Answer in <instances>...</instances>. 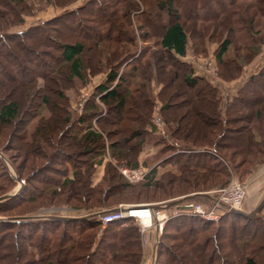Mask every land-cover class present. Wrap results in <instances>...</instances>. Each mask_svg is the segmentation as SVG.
I'll return each mask as SVG.
<instances>
[{
	"label": "trees",
	"instance_id": "16d2710c",
	"mask_svg": "<svg viewBox=\"0 0 264 264\" xmlns=\"http://www.w3.org/2000/svg\"><path fill=\"white\" fill-rule=\"evenodd\" d=\"M37 1L63 11L9 31L35 13ZM73 1L0 0V126L8 138L0 153L23 180L0 200V215L37 211L43 205L13 212L38 200L72 209L107 207L97 190L113 178L122 192L136 190L104 159L105 135L113 136L110 155L135 165L157 100L165 123L158 151L170 150L161 161L174 169L156 177L157 168L150 167L142 188L165 192L159 196L217 188L228 167L244 178L264 164V62L242 75L264 43V0H156L162 22L155 28L147 14L150 0H85L69 7ZM212 43L217 76L237 80L223 94L180 58L187 47L204 54ZM98 73L103 77L78 111L81 88ZM176 79L197 107L176 89L165 95ZM169 95L177 98L171 105ZM127 114L134 125L120 141L113 126ZM132 143L134 151L125 154L124 144ZM99 165L103 174L94 184ZM15 184L0 155V194ZM101 225L98 215L1 218L0 264H138L140 231L132 217ZM152 264H264V202L251 215L226 210L216 219L171 216L157 236Z\"/></svg>",
	"mask_w": 264,
	"mask_h": 264
},
{
	"label": "rangeland",
	"instance_id": "374dc122",
	"mask_svg": "<svg viewBox=\"0 0 264 264\" xmlns=\"http://www.w3.org/2000/svg\"><path fill=\"white\" fill-rule=\"evenodd\" d=\"M83 1H85V0H76V1L71 2L68 6L73 7L76 4L82 3ZM150 1L152 3L151 4L152 9H150L147 14L149 17H151L153 19V21L155 20L153 25H152V27L155 28V27H157L158 24H160L162 22V19L160 17V14H159L157 8H155V6H153L155 3L154 1H156V0H150ZM181 1H184V3H188V4L191 3L190 0H188V1L187 0H181ZM200 1H203V2L207 1L209 3V0H200ZM25 6H26V10L28 11L30 9V5L25 4ZM68 6H66V7H68ZM35 7L37 9L34 11L35 12L34 14H32V15L26 14L24 22L14 24V25L10 26L8 28V30L12 31V30H16V29L25 28L29 23L45 19L47 17L54 15L55 13H60L63 11V8H60V7L55 8V7H52L51 5L46 6V5H44V3H41L39 1L36 2ZM212 45H214V43H212L207 48V51L204 54L195 53L190 48L187 47L184 55H182L180 58L189 62L191 64L193 70L196 73L203 74L208 79H210L213 83H215L217 85V88H218L217 89L218 93L223 94V93H226L228 91H232L235 88V86L237 85L236 84L237 80L236 79L222 80L221 78H219L217 76L216 66H215V63L213 61L212 52H211ZM93 49H94L93 47H90V48L87 47L88 51H91ZM263 62H264V43L261 46L260 52L257 53L251 59V61L243 67L242 75H245L246 73L255 70ZM102 77H103V73H98V74L94 75L90 79V81L85 85V87L81 88L79 95L77 97V102H76V106H77L78 111L81 108L82 101L84 100L85 96L90 93L94 84L97 83V81H99ZM39 81H40L39 83L41 84L42 80H39ZM158 86H159V84L154 85V91H157ZM174 89H176V92H179L180 94L186 95L188 102L191 103V101H192L191 105L193 106V108L198 106L197 103L195 102V100L193 98H191L192 97L191 92L187 91V88L181 84L179 79H176L173 83L169 84L166 87L165 95L169 94ZM1 90H2V88L0 89V91ZM49 94L52 95L51 92H49ZM175 99H177L175 96L169 95V100H168L169 104L171 105V103H173V101ZM129 102H131V100H129ZM158 103H159V101L157 100L155 105H154V110L151 114L150 121L147 124V128L149 130V133L145 136L144 142L142 143V146H141V149L137 153V156H136L137 163L135 165L130 166V165L121 163L120 161H118L114 157H112L109 153L107 143L110 140L109 138H112L113 136L110 134L105 135L106 153H105L104 159H106V160L110 159V161L116 167L117 171H119L122 174L121 167H123V166L130 167L132 169L138 168V167L142 168V176L139 177L138 179H135V180H129L125 175L122 174L123 177L125 179H127L128 182H130L133 186L137 187L136 190H133L131 192H122L120 189V187H121L120 182L121 181L113 178L109 182H107V181L102 182L101 186L97 190L98 191L97 192V195H98L97 199L102 200L104 198H107L106 203L109 205L107 207L96 208V209H91V210L86 209V208L72 209L69 206H67L66 204L45 206V204H48L47 200H38L36 202L26 204L22 207L15 208V210H13V212H17V211L21 212V211L30 210V209L34 208V206L39 203L43 206H42V208H39L37 211L31 212L28 214L23 213V214H17V215L65 214L67 216L77 215L79 217V216H85V215L91 214V213L96 212L98 210H102V209L105 210V209H109L112 207L114 208L118 205L144 204V203L155 204V203H157V201H166L167 207L164 209H165V212L168 214V217L163 221V224L159 230H156V228H154L153 226H149L148 229H146V231L144 233H141L142 232L140 229L141 224L135 218L132 217L133 221L139 227V231H140L141 252L142 253H141V257H140L138 264H152L153 256H154V252H155V242H156L157 236L160 235V233L162 232V227H163L165 221L173 215L186 214V213H181V212L177 211V209H176V212L173 211L174 207H172V206H173V204H175L176 200L177 199L179 200L181 195H185L187 193L193 192V194L189 195L190 196L189 198L191 200H193L195 202L205 203L207 205L211 202V198L207 197L203 194L209 195V194L213 193V196H214V192H209V191L203 192L204 190L188 191V192H184V193H173V195H170V196H165V195L159 196L160 194H164L165 192L160 191L159 189H158V191L154 190L153 187L152 188L149 187L146 189L142 188L141 183L145 179L146 173L150 167L155 166L157 168L156 177L161 172H163L167 169H170V168L174 169L173 166L171 164H169L168 162L165 163V162L161 161L167 154L170 153V150L163 151L162 153L158 151V148L160 147L159 143L157 144L158 136H160L164 133L163 129H164V125H165L163 118L160 116L159 112L157 111ZM156 116H159L161 119V123L159 125H157L154 122V118ZM134 121L135 120L132 119V116L127 114V116L125 115V116L121 117L120 119H118L117 122H115L116 124L113 127H115V129L117 128V130H118V131L115 130L117 132L115 134V136L117 138H119L120 141H122L124 139V137L128 135L129 129L134 125ZM97 125H99V124L97 123ZM0 132H1L0 142L5 141V139H6V141H8L7 140L8 138H6L7 127L4 125H1L0 126ZM14 139L15 138H12L13 141H14ZM132 142L134 143L135 139H133ZM133 143L128 145V146L126 144H124L125 154L129 155L130 152L134 151L135 146ZM16 144H18L17 140H16ZM10 151L12 153H15L14 150H10ZM0 155L3 156L5 162L8 165V168L10 169V172L15 176V179H16V184L14 185V187L11 190L4 192V193L13 192L20 185L22 186L23 183H21V181H20L21 178L16 176L15 169H14L13 165L11 164V162L1 153H0ZM17 157H18V159H20L19 156H17ZM42 160L38 159L37 162H35V164L40 163ZM55 165H58V163H55ZM103 166L104 165L96 166L95 171L93 172V177H92L94 184L101 178V176L103 174V170H104ZM263 168H264V164L257 166L255 169H253L252 172L250 171V173H248L246 177L241 178L233 170H231L228 167L229 173H228V176L226 178V182L223 185H225L231 178L238 179L244 185V187H243L244 188V197H243L241 206L239 208L240 210L245 211L244 210L245 204L249 200H250L251 206L253 207L262 198L263 192H264L263 189H262L263 192L261 191L260 193H257L255 191V189L252 187L253 185L249 184V180L251 178H253L255 176V174H257L258 172H261L260 170ZM21 186H20V188H21ZM105 186H106V189L104 190ZM107 186H109V190H107ZM62 188H65V187H62ZM66 189L69 190V189H71V187L70 188L67 187ZM212 189H214V188H210V191ZM75 190L79 191V188L77 187ZM205 190H209V189H205ZM4 193H2V194H4ZM2 194H0V195H2ZM63 195H65V194H63ZM194 195H198V196H194ZM213 196H211V197H213ZM92 199H94V197H92ZM60 200L62 201L63 199L61 197H59V199H56L54 202L51 201V203H59ZM91 204L96 205L97 202L92 201ZM221 210H222L221 213L226 211V209L224 207H221ZM187 215H194V214H187ZM12 216H16V215H12ZM195 216H197V215H195ZM3 217H10V216L0 215V218H3ZM34 217H37V216H34ZM39 217H46V216H39ZM197 217H200V216H197ZM200 218H202V217H200ZM103 225L104 224L102 223L101 227H103ZM168 229H171V228H168ZM163 239L165 242L168 241L166 238H163Z\"/></svg>",
	"mask_w": 264,
	"mask_h": 264
},
{
	"label": "built area",
	"instance_id": "2783aa9c",
	"mask_svg": "<svg viewBox=\"0 0 264 264\" xmlns=\"http://www.w3.org/2000/svg\"><path fill=\"white\" fill-rule=\"evenodd\" d=\"M154 122L159 125L161 119L159 116L154 118ZM121 172L129 180H135L142 176V168H130L123 166L121 167ZM244 185L236 178H231L225 185L214 188L210 191L204 190L203 192H214V196L210 197L211 202L209 204L195 202L189 197L191 193L181 195L180 199L176 200L173 211L194 214L200 216L204 219H216L221 214V207L226 210L229 208L239 209L244 197ZM126 206V209H120V207ZM136 207L135 209H132ZM166 201H157V203H144V204H126L118 205L113 208L101 210L98 214L102 223L105 224L108 221L119 219L122 217H133L140 224L141 233H144L149 226H153L156 230H159L163 224V221L168 217L165 212ZM118 208V209H117Z\"/></svg>",
	"mask_w": 264,
	"mask_h": 264
},
{
	"label": "water",
	"instance_id": "95a60500",
	"mask_svg": "<svg viewBox=\"0 0 264 264\" xmlns=\"http://www.w3.org/2000/svg\"><path fill=\"white\" fill-rule=\"evenodd\" d=\"M21 183H23L22 179H20ZM21 186V185H20ZM20 186L13 192H9V193H4L2 195H0V200L5 199L9 196H11L12 194H14L15 192H17L20 188ZM264 202V196L260 199V201L248 212H245L243 210L240 209H233V208H229L228 210L232 211V212H236V213H241L244 215H251L253 214L255 211H257L259 209V207L261 206V204ZM126 206H122L120 207V209H126ZM116 209V207H115ZM118 209V208H117ZM101 212V210H98L96 212H93L91 214L88 215H98ZM34 216H48V217H55V218H65V217H74V216H67L65 214H49V215H16V216H10V217H3V219H23V218H31ZM87 216V215H85ZM1 219V218H0Z\"/></svg>",
	"mask_w": 264,
	"mask_h": 264
},
{
	"label": "crops",
	"instance_id": "0c3cea01",
	"mask_svg": "<svg viewBox=\"0 0 264 264\" xmlns=\"http://www.w3.org/2000/svg\"><path fill=\"white\" fill-rule=\"evenodd\" d=\"M261 172H258L255 174L253 178L249 180V184L253 185L252 187L255 189L257 193H260L263 189L264 191V168L260 170ZM262 191V192H263ZM255 192V193H256ZM264 196V192H263ZM262 196V197H263ZM254 207V206H253ZM250 204V200L245 204L244 210L245 212L250 211L253 208Z\"/></svg>",
	"mask_w": 264,
	"mask_h": 264
},
{
	"label": "bare ground",
	"instance_id": "6f19581e",
	"mask_svg": "<svg viewBox=\"0 0 264 264\" xmlns=\"http://www.w3.org/2000/svg\"><path fill=\"white\" fill-rule=\"evenodd\" d=\"M136 207L132 208V209H135Z\"/></svg>",
	"mask_w": 264,
	"mask_h": 264
}]
</instances>
